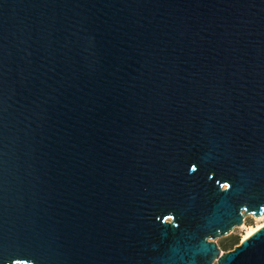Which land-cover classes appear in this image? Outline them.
I'll list each match as a JSON object with an SVG mask.
<instances>
[{
  "label": "water",
  "instance_id": "obj_1",
  "mask_svg": "<svg viewBox=\"0 0 264 264\" xmlns=\"http://www.w3.org/2000/svg\"><path fill=\"white\" fill-rule=\"evenodd\" d=\"M264 0H0V264H264Z\"/></svg>",
  "mask_w": 264,
  "mask_h": 264
},
{
  "label": "rangeland",
  "instance_id": "obj_2",
  "mask_svg": "<svg viewBox=\"0 0 264 264\" xmlns=\"http://www.w3.org/2000/svg\"><path fill=\"white\" fill-rule=\"evenodd\" d=\"M261 224H264V215L260 217L249 215L245 218L244 224L239 227H235L229 235L220 237L216 239V241L222 252L232 250L242 241L243 237L247 235L252 228Z\"/></svg>",
  "mask_w": 264,
  "mask_h": 264
},
{
  "label": "bare ground",
  "instance_id": "obj_3",
  "mask_svg": "<svg viewBox=\"0 0 264 264\" xmlns=\"http://www.w3.org/2000/svg\"><path fill=\"white\" fill-rule=\"evenodd\" d=\"M264 224H261V225H258V226H256V227H254V228H252L251 229V231L247 234V235H245L244 237H243V239H245L246 237H248L250 234H252L254 231H256L257 229H259L261 226H263Z\"/></svg>",
  "mask_w": 264,
  "mask_h": 264
}]
</instances>
